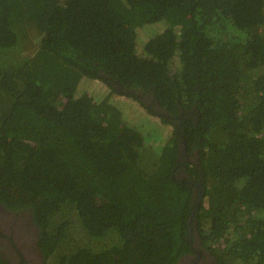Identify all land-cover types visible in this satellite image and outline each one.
Returning <instances> with one entry per match:
<instances>
[{"label":"trees","instance_id":"trees-1","mask_svg":"<svg viewBox=\"0 0 264 264\" xmlns=\"http://www.w3.org/2000/svg\"><path fill=\"white\" fill-rule=\"evenodd\" d=\"M158 181L178 238L132 212ZM0 206L43 264H175L189 225L219 264H264V0H0Z\"/></svg>","mask_w":264,"mask_h":264},{"label":"flooded vegetation","instance_id":"flooded-vegetation-1","mask_svg":"<svg viewBox=\"0 0 264 264\" xmlns=\"http://www.w3.org/2000/svg\"><path fill=\"white\" fill-rule=\"evenodd\" d=\"M156 108L166 112L165 109L158 106ZM172 116L174 117V115L166 113V117ZM194 153L196 154V152ZM195 154H188L183 142L179 143L178 161L185 160L186 162L192 161L196 163L197 157ZM180 166V163L177 164L172 171V173L177 171V179H191L185 173V169ZM191 184L194 185L192 188L195 199L198 192L197 189L200 191L201 186L196 181L191 182ZM198 197L200 198L201 195L199 194ZM192 216L193 212H191L190 218ZM34 226L27 214L20 213L16 216L14 212L7 211L3 206H0V255L9 264H37L39 248L36 244L37 235ZM187 240L188 248L178 256L175 264H219L218 259L213 255L211 250L207 249L196 229L191 228L190 225L188 227Z\"/></svg>","mask_w":264,"mask_h":264},{"label":"rangeland","instance_id":"rangeland-1","mask_svg":"<svg viewBox=\"0 0 264 264\" xmlns=\"http://www.w3.org/2000/svg\"><path fill=\"white\" fill-rule=\"evenodd\" d=\"M133 103H136L130 100ZM123 115L124 117L129 120L132 115H136L140 118V121L144 120L142 117L151 116L148 115L149 113L146 110H137L135 105L129 104L124 102L123 104ZM139 112V114H138ZM137 124V122H131ZM145 131L153 132L156 131L161 133V129L165 130V127L158 126L154 122H150L143 126ZM165 133H162L161 137H165ZM156 153H159V147H157ZM166 183L162 181H158V185L154 187L153 190L147 191L145 193H141L138 189L133 190L131 192L132 197V212L136 213L139 210L146 208L153 210L161 220L167 221L170 225L171 229L174 232L176 238H178L181 229V201L180 197L178 196V201H174L173 190L170 187L165 186ZM134 215V214H133ZM133 215L129 216V219H132Z\"/></svg>","mask_w":264,"mask_h":264},{"label":"water","instance_id":"water-1","mask_svg":"<svg viewBox=\"0 0 264 264\" xmlns=\"http://www.w3.org/2000/svg\"><path fill=\"white\" fill-rule=\"evenodd\" d=\"M38 259H37V264H43V256L42 254L38 251Z\"/></svg>","mask_w":264,"mask_h":264}]
</instances>
